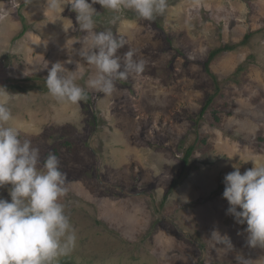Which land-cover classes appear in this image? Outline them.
<instances>
[{
	"label": "rangeland",
	"instance_id": "rangeland-1",
	"mask_svg": "<svg viewBox=\"0 0 264 264\" xmlns=\"http://www.w3.org/2000/svg\"><path fill=\"white\" fill-rule=\"evenodd\" d=\"M167 3L153 21L93 5L97 30L122 35L118 54L134 50L145 67L108 96L87 88L95 69L74 51L89 99L73 105L57 102L44 82L66 48L81 46L76 13L68 5L49 11L45 0H0V92L10 93V124L41 160L54 153L66 175L60 202L77 242L58 262L237 264L242 254L264 264V248L247 246L246 224L226 214L222 197L227 173L264 163V0ZM221 46L232 48L208 61ZM9 187L0 198L10 200ZM214 230L233 248L218 244Z\"/></svg>",
	"mask_w": 264,
	"mask_h": 264
},
{
	"label": "clouds",
	"instance_id": "clouds-1",
	"mask_svg": "<svg viewBox=\"0 0 264 264\" xmlns=\"http://www.w3.org/2000/svg\"><path fill=\"white\" fill-rule=\"evenodd\" d=\"M95 4L114 13L132 10L146 21L163 15L168 7L167 0H45V9L59 10L60 14L66 5L70 6L79 29L86 31L78 39L80 48L72 47L71 54L66 48L67 59L53 63L47 71L45 84L57 102L77 105L87 99L85 87L77 82L87 72L83 63L95 69L86 80L87 88L108 96L116 90L117 80L144 71L145 61L134 59V50L118 54L126 44L122 35L111 28L97 30ZM72 27L71 22L64 31ZM74 51L83 63L73 61ZM70 63H75V71L65 67ZM9 102L10 93L4 89L0 92V187L10 185V200L0 198V264H57L59 258L74 250L77 242L76 230L60 202L68 191L66 175L54 153L49 152L41 160L39 147L30 138H21L20 129L10 124L14 118ZM223 183L222 197L229 205L226 214L235 223L246 224L243 231L248 247L264 248V163L254 164L243 174L235 167L224 176ZM212 236L218 244L233 248L227 234L214 230ZM236 261L249 264L242 254Z\"/></svg>",
	"mask_w": 264,
	"mask_h": 264
},
{
	"label": "trees",
	"instance_id": "trees-1",
	"mask_svg": "<svg viewBox=\"0 0 264 264\" xmlns=\"http://www.w3.org/2000/svg\"><path fill=\"white\" fill-rule=\"evenodd\" d=\"M231 46H221V47H219V48H217V49H214V50H212L211 52H210V54H209V58H208V61L209 60H211L213 57H215L218 53H220V52H223L224 50L225 51H227V50H231ZM207 64H208V62H206ZM14 87H15V85H13ZM44 88L47 90V87H46V84H45V82H44ZM87 99H89V94L87 93ZM211 97L208 99V101H207V103H210L211 102ZM203 111V110H202ZM192 148H189L187 151H186V154L184 155V158H183V161H184V163L186 164V162H187V159H188V157H189V155H190V153H191V150ZM177 183H178V180L177 179H175L171 184H170V187H169V190H168V192L169 191H171L173 188H175V186L177 185ZM58 264H75V263H73L70 259H66V258H64V259H61L59 262H58Z\"/></svg>",
	"mask_w": 264,
	"mask_h": 264
}]
</instances>
